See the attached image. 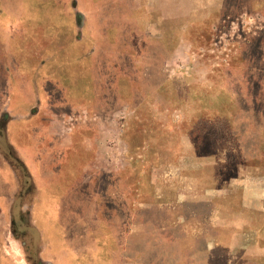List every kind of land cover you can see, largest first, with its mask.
I'll use <instances>...</instances> for the list:
<instances>
[{
  "label": "rangeland",
  "instance_id": "374dc122",
  "mask_svg": "<svg viewBox=\"0 0 264 264\" xmlns=\"http://www.w3.org/2000/svg\"><path fill=\"white\" fill-rule=\"evenodd\" d=\"M0 264H264V0H0Z\"/></svg>",
  "mask_w": 264,
  "mask_h": 264
},
{
  "label": "trees",
  "instance_id": "16d2710c",
  "mask_svg": "<svg viewBox=\"0 0 264 264\" xmlns=\"http://www.w3.org/2000/svg\"><path fill=\"white\" fill-rule=\"evenodd\" d=\"M64 53H65V50H63V54H62V52L58 53L55 58L62 57L64 55ZM91 58H92V55H90V54L87 55V52L85 51L83 53L78 54V56L76 55V57H74L73 59L63 62V65L78 70V71H76L79 74L78 77H81V79L79 81V86H77L79 88V90H83V88L85 87L84 80L86 82H88L89 86L91 85V87H88L89 88L88 90H93V77L91 75L89 78H85L83 76L84 75L83 72L85 70L84 68L86 67L84 63H86L88 60V63L91 67ZM89 69H88L89 72H91V71L93 72V66H92V69H90V70ZM86 71H87V69H86ZM92 72H91V74H92ZM66 80L69 81L68 79H66ZM70 80H71V78H70ZM90 97H92V94Z\"/></svg>",
  "mask_w": 264,
  "mask_h": 264
},
{
  "label": "crops",
  "instance_id": "0c3cea01",
  "mask_svg": "<svg viewBox=\"0 0 264 264\" xmlns=\"http://www.w3.org/2000/svg\"><path fill=\"white\" fill-rule=\"evenodd\" d=\"M52 204H53V202H52Z\"/></svg>",
  "mask_w": 264,
  "mask_h": 264
}]
</instances>
